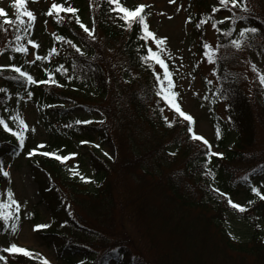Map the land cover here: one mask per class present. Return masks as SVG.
I'll return each instance as SVG.
<instances>
[{
  "label": "trees",
  "instance_id": "16d2710c",
  "mask_svg": "<svg viewBox=\"0 0 264 264\" xmlns=\"http://www.w3.org/2000/svg\"><path fill=\"white\" fill-rule=\"evenodd\" d=\"M189 1L187 15L192 18L189 24L194 53L207 61L202 45L206 42L205 27L212 22L201 24L199 28L196 24L202 16L210 14L214 3ZM56 2L78 11L75 14L61 12L62 19L57 21L54 16L45 15L49 4L40 15L41 25L36 26L34 22L30 35L22 41L26 43L27 39L39 37V47L33 51L28 45L27 56L12 53V60H9L10 49L0 54L6 58V64L22 66L36 79L47 78L45 69L52 71L61 86H28L33 96L25 98V89L15 81L14 74L5 69L0 72L3 79L0 89L5 90L0 92V117L4 118L12 100H29L45 127L56 125L61 134L87 140V132L97 129L100 144L112 145L115 155L111 160L89 150L87 181L81 176L66 174L64 161L55 156L36 154L28 158L31 178L52 220L48 227L35 229V232L44 245L53 246L55 264H80L81 261L84 264H264V200L254 195L255 200L244 205V212L227 203L237 186L250 193V186L254 185L264 192V94L255 88L251 93L247 91L240 65L248 49L264 55V5H261L264 0H256L260 3L257 8L252 4L254 0H248L250 11L244 13L246 18L236 21L239 23L235 26L228 20L217 25L233 32L231 37L215 32L217 44H225L235 38L241 26L258 29L256 34H249L250 47L221 48L220 53L227 51L230 55L211 63L216 70L214 84L202 83L213 129L212 143L223 153L222 157L213 156L208 165L214 179L203 175L206 146L189 139L188 122L156 95L154 72L162 73V69L140 59L149 47L158 50L152 46V39L143 41L135 22L131 28L126 27L117 13L109 10L115 5L107 0ZM120 2L126 6L125 0ZM15 12L12 0L8 17L14 19ZM142 14L152 31L145 8ZM212 15L219 19L217 14ZM76 16L90 29L94 28L95 40L76 24ZM58 35L81 46L85 55L80 56L64 41H57ZM13 36L14 29L0 18V49H6ZM53 47L58 51L48 61L24 63L30 60L31 52L43 56ZM159 53L171 69L169 57L160 50ZM60 64L68 69L63 75L56 71ZM68 75L73 79L68 80ZM221 87L228 89L227 99L215 95ZM64 100L89 112L96 111L101 119L95 124H77V120H82L77 116L70 120L71 130H65ZM219 106L224 108V117L217 113ZM165 110L174 117L169 119ZM164 117L172 122L171 127ZM31 143L26 131L21 149L16 138L0 126V162L4 165V159L15 151H30ZM170 152L176 155H169ZM245 175L249 177L247 184L241 182ZM4 178L0 175V183ZM210 184L228 197H221ZM13 214H16L14 206ZM230 223L242 227L241 237L229 231ZM10 230L11 221L5 225L0 218V242L2 237L8 238ZM9 246L0 247V255L5 256L0 264H43L34 254L30 258L5 253L3 248Z\"/></svg>",
  "mask_w": 264,
  "mask_h": 264
},
{
  "label": "rangeland",
  "instance_id": "374dc122",
  "mask_svg": "<svg viewBox=\"0 0 264 264\" xmlns=\"http://www.w3.org/2000/svg\"><path fill=\"white\" fill-rule=\"evenodd\" d=\"M211 1L213 3L216 2V0ZM52 2L53 0H26L25 6L35 14L36 18L34 22L36 26L41 25V20H39L40 15L45 12V9ZM189 2V0H173L172 3L169 0H125L126 6L147 5L145 9L148 11L151 20L152 32L157 37L166 38L159 50L166 54L171 62V71L173 73L171 78L174 82V88L172 90L177 93L174 99L180 105L181 110L192 117L193 131L209 141L213 152H218L219 150L214 148L212 143L213 129L209 122L207 103L202 86V83H208L207 81L209 80L212 81L211 84H214L213 67L211 63L196 56L194 53L195 46L191 41L192 29L187 19V12L190 9L188 8ZM11 3L12 0H0V8H4L10 14ZM247 4L249 8L248 0ZM252 4L257 8V4L260 3L254 0ZM178 8L179 11H177ZM221 13L229 15L226 10L221 9V12L217 13L219 19L222 18ZM86 15H88V12ZM88 27L91 28L90 26ZM215 32L216 29L211 25L205 27V40L214 47L217 45ZM32 39L38 45L40 44L41 38L34 36ZM151 44L157 48L152 40ZM31 49L33 51L35 50L32 46ZM5 59L4 55L0 54V64H6ZM29 59L34 60L33 52H31ZM241 59V71L243 78L246 80L247 91L251 93L255 88L264 94V88L259 83V75L264 74V55L258 54L253 49H248L245 57ZM253 65L256 66L255 70H253ZM2 83L3 79L0 77V86ZM62 107L67 110V118L63 120L65 123L63 125L64 129L67 131L71 130L70 120L77 116L82 120L92 121V124L97 123L101 119L96 111L89 112L81 106H74L70 100H64ZM17 113L29 126L27 129L28 138L31 137L32 139L30 150L37 148L41 144L43 145L33 155L38 154L41 157H49L42 154L47 151L60 156H67L68 159L63 160L64 171L72 177H86L90 175L86 162V154L89 150L93 149L101 156H105L111 160L114 158L115 150L113 146L107 143L100 144L97 129H92L87 132L88 140L85 138H70L68 134L58 132L56 125L48 126V128L45 127L35 105L25 99L12 100L9 110L4 113V119L9 125L17 126L14 121L8 119L9 116ZM217 113L224 117V108L219 106ZM165 114L169 119L174 117L173 113L168 110H165ZM86 140L88 143H81V141ZM105 152L109 155L106 156ZM26 153L23 150L15 151L4 159V167L10 175L9 177H5L0 184V200H7V191L10 189L14 194L13 198L19 202L20 208L18 213L19 218L16 221L18 224L16 231L13 232L10 230L8 232V238L6 236L2 237L0 247L16 243L17 246L27 248L35 255L43 256L50 264H55L57 257L53 246L44 245L34 231V225H49L51 223V216L44 204L40 201L37 186L31 178L29 166L27 165L28 158L33 155L28 156ZM262 178L264 179V176ZM254 195L252 192L248 193L245 188L237 186L231 195V199L234 203L244 206L249 204V201L253 202L255 200L254 198L256 197ZM241 228L240 225L231 223L228 227L229 231L233 235H236L237 238L243 234V229Z\"/></svg>",
  "mask_w": 264,
  "mask_h": 264
},
{
  "label": "snow or ice",
  "instance_id": "6c2138e0",
  "mask_svg": "<svg viewBox=\"0 0 264 264\" xmlns=\"http://www.w3.org/2000/svg\"><path fill=\"white\" fill-rule=\"evenodd\" d=\"M107 2L110 5H115L114 8H110V11L116 12L117 15L120 17V19L123 20L124 25L126 27L131 28L133 23H137L139 26V31L142 33L141 39L143 41H148L150 38L155 43L157 47V51H154L151 47L148 48L147 54L144 56H141L140 59L147 62H153L157 65H159V68L162 69V73L159 71H155V79H156V95L159 96L165 103H167L171 108L175 109V112L179 114L180 117L184 118L185 121L188 122L187 126V132L190 134L189 139L190 140H198L202 141L203 144L206 146V149L204 151V156L206 159L203 161V167L205 169V172L203 175L213 177L214 179V173L212 169L208 166L211 162V159L213 156L222 157L223 153L219 152H213L211 151V145L209 144V141L205 139L202 135H197L192 128V117L187 114L185 111L181 110V107L178 103L175 101V97L177 93L173 91L174 88V82L172 80V71L169 68L168 64L166 63L165 59H163L159 53L160 46L165 42L166 38L164 37H157L154 32L149 30V26L145 20V16L142 14L143 9L147 7L145 4H139L138 6L134 8H129L124 6L120 0H107ZM170 3L173 2V0H169ZM26 0H14V8L16 9L15 12V18L11 19L8 17V13L4 8H0V18H4V23L7 25H10L14 29V36L12 40H10L7 44L6 49H0V52L6 51L10 49L9 53V60L13 59L12 53H20L24 54L25 56L29 53V47L28 45H31L32 48H38V43L33 39H27L26 43L22 42L24 40V37L26 35H30V31L33 28V24L35 21V14L32 10L28 9L26 6ZM221 9L226 10V12L231 13V15L223 14L221 13V19H216L212 14H217L221 12ZM78 9L72 6L65 7L63 3H58L56 0H53L51 5L48 7L45 15L47 16H54L57 21H60L62 19L60 13H77ZM179 11V8L177 9ZM250 10L248 8L247 0H216L214 4L211 6V12L207 17H201L200 21L196 24V27L199 28L201 24L207 23L208 21H211V26L216 29L218 32H220L222 35L226 37H231L233 35V32L228 31L226 28L220 27L218 28L217 25H223L225 20L231 21V24L233 26L236 25V21L243 20L246 18L244 13H248ZM25 17L27 19H25ZM71 19V17H69ZM188 20H191V16L187 18ZM76 24L79 25L81 29L85 33H87V36L95 40L96 37L93 35L94 28L90 29L88 26L83 24L79 18V16L75 17ZM187 22V21H186ZM7 29H5L6 31ZM258 32V29L256 27H247V26H241L239 27L238 32L235 35V38L229 39L227 43L225 44H217L215 47L210 43H203V56L206 57L207 61L209 63H217L222 59L227 58L230 53L225 51L224 53H220V49H236L240 50L242 47H250L249 40L252 38L249 34H256ZM57 41H64L68 45L71 46V48L75 49L76 53H79L80 56H84L85 53L82 51L81 46H78L76 43H73L71 39H66L63 35H58L55 37ZM14 41V43H13ZM57 49L55 47L51 48L47 55H40L38 53H33L34 60H25V64H33L36 61H48L54 54L57 53ZM253 70H255L256 66L253 65ZM5 69L10 70L12 74H14L13 78L16 82L20 83L21 87L25 89L27 95L25 98H31L33 96V92L27 90L28 86L31 85H40V84H46V85H56L61 86L59 81L56 79L55 74L45 69V73L47 75L46 79L40 80L34 78L32 74H30L29 71H26L23 69L22 66H19L15 63H8V64H0V72H3ZM56 71H58L61 75L66 73L68 71L67 68H65L62 64L56 66ZM215 68L213 69V72L215 73ZM68 80H72L73 76L68 75ZM226 79V78H225ZM209 84L212 83L211 80L207 81ZM259 83L262 88H264V74L259 75ZM4 89H0V92H4ZM227 93L228 89L224 88H218L215 95H217L220 99H227ZM19 93H17L18 95ZM228 105H225V108H227ZM5 111H8V109H5ZM161 112H163V108L160 109ZM9 120H12L16 123L17 127H10L9 123L3 118L0 117V126L3 127V130L10 133L12 136L16 138V141L18 142L19 147L22 149L24 146L25 141V133L28 129V125L26 121L20 117V115L17 113L15 115H11L8 117ZM166 123L168 126H172V122L168 120L167 117H164ZM230 119V117H229ZM92 121L90 120H77L75 123L77 124H89ZM34 130V129H33ZM217 138H219L220 132L217 128L216 132ZM81 143H88L87 141H81ZM43 147V145L37 146V148H33L29 152L26 153L28 156H32L35 152H37L38 148ZM45 156H55L58 160H66L68 159L67 156H60L53 152H43L42 153ZM75 155V154H71ZM105 155H109L107 152H105ZM169 155L175 156L176 152H170ZM0 175L3 177H9V172L5 169L2 162H0ZM82 180L87 181L89 178L81 176ZM242 183L247 184L249 182L248 175H245L241 179ZM209 187L217 192L221 197H228V194L225 192H222L219 188L214 187V185H209ZM250 190L252 193H254L257 197L264 200V192H261L260 188L257 186H250ZM13 192L9 189L7 191V200H0V218H2L5 225H8L9 221H11V230L13 232L16 231L18 224L17 220L19 218V208L20 204L17 200L14 198ZM227 203L234 209H238L240 212L245 211V207L234 203L231 198L227 199ZM251 203V201H249ZM13 206H15V215L13 214ZM48 227V225L44 224H37L34 225L35 229H41ZM3 251L5 253H19L23 254L25 257H33V252L28 250L25 247L17 246L16 243H11L9 247L3 248ZM111 251L115 252V249H111ZM5 260V256L0 255V261ZM40 260L43 262V264H50V262L44 258L43 256H40ZM80 264H84L83 261L80 262Z\"/></svg>",
  "mask_w": 264,
  "mask_h": 264
}]
</instances>
